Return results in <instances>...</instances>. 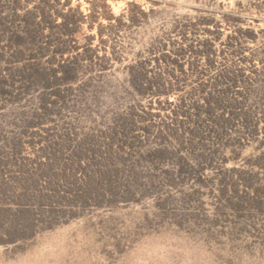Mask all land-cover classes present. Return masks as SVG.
Segmentation results:
<instances>
[{"label":"rangeland","instance_id":"374dc122","mask_svg":"<svg viewBox=\"0 0 264 264\" xmlns=\"http://www.w3.org/2000/svg\"><path fill=\"white\" fill-rule=\"evenodd\" d=\"M70 9L120 23L84 24L63 57L29 45L22 32L54 42ZM33 58L80 60L65 101L27 78ZM160 59L199 67L188 91L216 79L229 115L197 173L151 143L119 151L129 113L167 115L130 75ZM0 264H264V0H0Z\"/></svg>","mask_w":264,"mask_h":264},{"label":"trees","instance_id":"16d2710c","mask_svg":"<svg viewBox=\"0 0 264 264\" xmlns=\"http://www.w3.org/2000/svg\"><path fill=\"white\" fill-rule=\"evenodd\" d=\"M105 6L107 9V4ZM60 14L63 22L60 25L61 31L56 36L57 39L54 42H49V37H44V30L40 28L41 23H38L34 25L38 30L30 31L27 29L22 32L23 36H27L29 45L38 47L44 44L50 47L55 46V48H57V51H54L55 54L63 57L66 54L75 52L77 46L75 40L76 34L84 24L89 22L92 26L95 24L101 26V21L105 20L109 23L107 27L117 29V23H120L109 11L100 13L92 10L89 14H85L80 10L70 9L67 13L62 12ZM47 24L54 26L55 22ZM47 28L49 31L52 29V27ZM99 34L103 37L102 33ZM44 38L47 41L43 43L42 40H44ZM19 39H21V35ZM86 55L88 57L87 53ZM32 60L35 63L28 65L27 68L24 69V71L30 72L27 78H29L31 82L34 79L35 82H41L42 90L50 92L49 96L57 100L62 99L65 101L66 97L63 96L61 88H70V85L77 80L82 69L79 65L80 63L76 62V60H80L75 59L74 62L72 60L66 61L62 59L60 62L47 63V67L41 63V59L33 58ZM85 60L87 61V59ZM88 60L91 61V57H89ZM163 60L164 59L159 60L160 65L156 72L152 73L149 69L142 67L141 70L133 69V73L130 75L133 80V87L141 96L148 95L154 98L156 97L157 99L163 96L167 97L168 100L162 102V110H164L167 115L161 118L152 112H147L145 109L141 110V113L135 110L133 113H129L126 116L127 119H125L124 125H126L119 126L120 123L118 124V127H122V130H124V138L121 141L122 148L119 147V151L124 152L123 146L125 147L124 149L133 150L138 148L136 144L142 145L144 143H151L156 147L154 151H158V153L165 152L167 154V158L163 160L166 159L169 165L180 175L197 173V168L191 164L195 163L198 165L205 156L213 158L216 154L210 147L219 146L224 143L223 140H227L224 139V137H228L227 135L229 131H231L227 123V116L229 115L215 114V104L218 108H222V112L225 109L224 104L215 103L213 96H211V92L208 91V89L210 90L214 87L212 83L216 79L211 81V86H209L208 82L199 81L197 83V89L188 91V87H191L189 82H192V77L200 73L199 67L194 65V68L190 69V72H187L183 69L179 61H174L171 65L172 67H170L167 66ZM162 62L165 64V67L161 66ZM176 73L183 76V79L176 76ZM201 74L204 75L203 73ZM52 81L54 83H52ZM204 87L207 88L204 89L205 91L201 89ZM180 93H183V96H179L175 101L169 100L170 95ZM200 93L203 94V96L197 95ZM52 104L55 105L57 103ZM47 105L48 104L45 103V109L51 104L49 103V105ZM157 119H159V121ZM255 123L256 122L246 124L245 122L242 128L245 126L244 129H253L256 127ZM131 132L132 136L127 135L129 133L131 134ZM134 153L136 154V152ZM138 154L140 155L141 153L139 152ZM212 158L210 159L212 160ZM157 160L160 161L162 158H157ZM75 170L74 167L73 171ZM216 171L219 173L221 169H217ZM219 175L222 174L219 173Z\"/></svg>","mask_w":264,"mask_h":264}]
</instances>
